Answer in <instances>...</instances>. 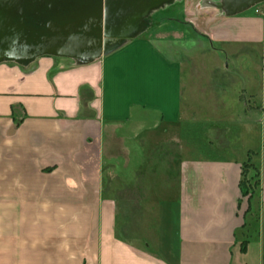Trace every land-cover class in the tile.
Here are the masks:
<instances>
[{"label": "crops", "instance_id": "0c3cea01", "mask_svg": "<svg viewBox=\"0 0 264 264\" xmlns=\"http://www.w3.org/2000/svg\"><path fill=\"white\" fill-rule=\"evenodd\" d=\"M215 7L208 53L0 63V264H264V5Z\"/></svg>", "mask_w": 264, "mask_h": 264}, {"label": "water", "instance_id": "95a60500", "mask_svg": "<svg viewBox=\"0 0 264 264\" xmlns=\"http://www.w3.org/2000/svg\"><path fill=\"white\" fill-rule=\"evenodd\" d=\"M35 1L0 0V63L16 62L28 65L45 55L68 57L81 62L98 60L129 39L135 38L144 25V19L160 6L159 3L169 0H153L140 9L132 6L135 12L140 13L128 21L127 14L122 13L121 7L127 2L130 5L133 0H38L37 11L32 6ZM263 1L222 0L217 7L226 15L233 16ZM82 20H96L98 24L100 31L98 45L91 50H85L87 46L90 48V44L85 48H73L67 41V35L70 33L64 27L80 28ZM85 25H89L88 22ZM50 26L60 29L53 31ZM43 28L54 36H46L38 45L27 44L28 36L36 29L38 35L42 34ZM82 30L80 29L78 33Z\"/></svg>", "mask_w": 264, "mask_h": 264}, {"label": "rangeland", "instance_id": "374dc122", "mask_svg": "<svg viewBox=\"0 0 264 264\" xmlns=\"http://www.w3.org/2000/svg\"><path fill=\"white\" fill-rule=\"evenodd\" d=\"M221 2L222 0H169L159 3L160 6L144 19V25L135 39L142 37L159 43L172 41L178 49V45H181L182 40L186 38L185 47L187 49H191L192 46L198 51L208 53L213 49L209 42L208 25L217 15L223 13L219 9H214L216 4ZM185 5L187 6L185 7ZM262 5H264V1L245 10V13H252L261 19ZM239 52V58L232 59V65L240 70V72L236 71L234 83L242 78V68L250 62L243 54L244 50L241 49ZM127 213L128 217L120 216L119 218V229L123 231L126 226L131 224L130 211ZM142 220L137 218L135 222H142Z\"/></svg>", "mask_w": 264, "mask_h": 264}, {"label": "flooded vegetation", "instance_id": "af4514ba", "mask_svg": "<svg viewBox=\"0 0 264 264\" xmlns=\"http://www.w3.org/2000/svg\"><path fill=\"white\" fill-rule=\"evenodd\" d=\"M150 1H153V0H133V2L129 5V3H125L122 7H121V10H122V13L124 14H127V21L129 19H134L136 18L138 15H139V11L135 12V10L132 9V6H137L140 8L143 7V5L145 4H149ZM35 10L37 11L38 10V0H36L33 5H32ZM84 22V23H83ZM88 22L89 25H85V23ZM92 22V23H91ZM35 23V22H33ZM91 23V24H90ZM28 24H30L28 22ZM64 24V23H62ZM64 27V26H63ZM51 30L53 31H58V29L60 28H57V27H54V26H50L49 27ZM66 31H68L70 33V35H67V38H68V44L70 47H81V48H85L88 44H90V48L88 49V46L86 47L85 50H91L93 49L95 46L98 45V41L97 39H99V35H100V31H99V28H98V24H97V21L96 20H89V21H84L82 20L81 21V24H80V28H74V27H71V26H67V27H64ZM80 29H83L82 31L79 32ZM42 34L39 33L38 35V29H36L33 34H30L27 38V44L29 45H38V43H41V39H44L46 36H54V34H51L50 31H47L46 28H43L42 29ZM46 41V40H44ZM44 41H42V45H44Z\"/></svg>", "mask_w": 264, "mask_h": 264}, {"label": "trees", "instance_id": "16d2710c", "mask_svg": "<svg viewBox=\"0 0 264 264\" xmlns=\"http://www.w3.org/2000/svg\"><path fill=\"white\" fill-rule=\"evenodd\" d=\"M258 185L259 172L249 160L243 166L242 180L240 182L242 195L248 197V200H251Z\"/></svg>", "mask_w": 264, "mask_h": 264}]
</instances>
